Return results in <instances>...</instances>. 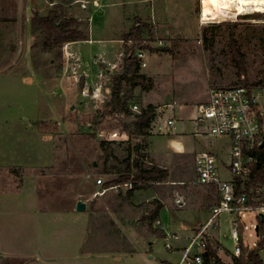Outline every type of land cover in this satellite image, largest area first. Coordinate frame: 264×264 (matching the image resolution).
Masks as SVG:
<instances>
[{
  "label": "rangeland",
  "instance_id": "obj_1",
  "mask_svg": "<svg viewBox=\"0 0 264 264\" xmlns=\"http://www.w3.org/2000/svg\"><path fill=\"white\" fill-rule=\"evenodd\" d=\"M50 8L48 0H0V131L2 158L9 163L0 182V247L17 250L15 242L32 234L26 226L33 223L41 243L38 254L52 259L45 264H177L181 253L167 245H187L217 203L215 189L195 183V156L212 151L228 161L224 140L197 135L195 107L207 101L214 87L238 86L241 80L256 85L264 78V13L239 14L233 7L203 19L202 0H80L66 15L91 14L94 41L69 49L66 43L58 58L45 48V37L31 28L34 13L45 16ZM136 25L146 26V35L142 41L126 42L121 58L116 39H124ZM232 34L244 55L241 78ZM125 46H135L136 56L143 52L146 66L141 71L152 80L150 89L142 94L137 90L139 108L155 106L159 123L175 120L172 129L155 133L151 127L145 137L131 142L117 119L91 125L110 100L111 77L122 70ZM138 142L148 162L168 170V181L136 190L130 201L124 190L96 195L97 179L108 181L118 173L107 174L106 161L112 165L116 156L125 170L124 160L136 157ZM150 147L156 159L148 156ZM171 180L183 182L169 184ZM179 198L182 205L176 202ZM78 201L87 204L85 212L74 210ZM155 201L163 209L153 226L165 232L164 238L154 237L143 219ZM32 205L42 210L34 217L27 213ZM236 219L225 212L219 228L212 229L221 264L234 263ZM240 221L243 246L256 248L257 214ZM172 234L183 239H171ZM259 255L264 264V248ZM3 260L26 264L16 257Z\"/></svg>",
  "mask_w": 264,
  "mask_h": 264
},
{
  "label": "built area",
  "instance_id": "obj_2",
  "mask_svg": "<svg viewBox=\"0 0 264 264\" xmlns=\"http://www.w3.org/2000/svg\"><path fill=\"white\" fill-rule=\"evenodd\" d=\"M137 57L141 67H145L143 52H139ZM132 111L139 113L141 109L135 104ZM194 120L199 127L197 135L219 138L227 143L228 161H223L212 151H201L195 156V183L215 189L217 203L212 207L206 223L201 224L189 239L177 264H212L206 258L208 246L214 239L212 229L219 228L218 219L225 212L238 216L232 223V238L235 242L232 256L240 258L243 250L241 218L249 213H256L260 222L254 228L259 241L263 237L261 223L264 224V182L251 185L250 178L253 166L259 163V150L264 149V146L261 147L264 142V85L214 87L210 89L207 101L197 106ZM174 125L173 119L159 123L156 118L152 128L155 133H162L172 129ZM112 136L117 138L119 133L114 132ZM226 174L231 175L232 179H225ZM106 182L102 177L97 179L96 184L100 190L96 195L102 196L108 191H129L134 186V183L129 182L107 188ZM176 202L183 204L180 198ZM171 238L178 239L177 236ZM167 249L173 251L170 244ZM233 264L240 263L234 261Z\"/></svg>",
  "mask_w": 264,
  "mask_h": 264
},
{
  "label": "trees",
  "instance_id": "obj_3",
  "mask_svg": "<svg viewBox=\"0 0 264 264\" xmlns=\"http://www.w3.org/2000/svg\"><path fill=\"white\" fill-rule=\"evenodd\" d=\"M51 8L47 11L45 16H41L39 12H35L31 20V28L33 32L40 33L45 37L44 46L49 53H56L58 58L62 57V47L66 43L80 42L88 40L85 30L81 28V23L78 20L70 19L66 15V7L72 1L70 0H48ZM235 27L236 25H232ZM146 35V26L136 25L131 32L125 35V43L128 41H142ZM125 56L121 72L114 74L111 77L110 100L107 103L104 112L98 113L91 124L92 127L102 124L107 117H112L120 121L122 130L129 137V142L136 138H143L151 129L153 122L158 117L157 108L153 105L141 107L139 113L133 112L132 107L137 103L139 98L136 93L137 90L142 92L151 88L152 80L144 73H142L140 61L137 59L135 46H125ZM232 54L236 62L240 78L245 75L244 55L237 48L236 41L232 34L231 44ZM84 80V79H83ZM84 82V81H82ZM264 85V78L258 83ZM240 85L249 86L247 80H241ZM257 85V84H256ZM140 94V96H141ZM142 142L135 144L134 151L136 157L134 159L127 158L124 160L126 164L125 170L120 166L123 161H120L116 156L112 165L106 161L104 170L107 174L112 171H118L117 176L108 180L105 184L107 188L114 185H121L132 182L134 186L127 192V200L130 201L133 193L136 190L143 189L152 185L153 183H165L168 181L169 172L167 169L148 162L147 155L141 154ZM105 148L106 153L113 155V150ZM259 163L253 166L250 178V184L255 185L264 182V149L259 150ZM148 163H151L149 165ZM131 203V202H130ZM163 205L159 201H155L151 206H147L144 211L143 219L148 222V229L150 233L157 238L166 237L165 232L160 228H154V223L160 219V213ZM94 217V216H92ZM108 217V216H107ZM109 218V217H108ZM110 219V218H109ZM110 222L115 226L114 220ZM115 232L119 233L120 237L127 240V238L120 232L119 228L115 227ZM95 231V230H94ZM99 229H96V233ZM90 235H94L90 229ZM261 233L263 237L254 249H249L243 246L240 258H234V261L240 264H263L259 252L264 248V224L261 223ZM127 251V249H124ZM133 252L132 248L129 250ZM208 263L221 264L217 249L210 243L206 254Z\"/></svg>",
  "mask_w": 264,
  "mask_h": 264
},
{
  "label": "crops",
  "instance_id": "obj_4",
  "mask_svg": "<svg viewBox=\"0 0 264 264\" xmlns=\"http://www.w3.org/2000/svg\"><path fill=\"white\" fill-rule=\"evenodd\" d=\"M79 1L80 0H74L73 2H71L70 4H68L66 8L74 6ZM98 5L100 7V4H98ZM82 9L84 10L86 8H83L82 7ZM71 10L72 9H70V10L66 9V12L70 11V12L73 13V10L72 11ZM84 12H86V11H83V13ZM81 16H84V17H79V18L78 17H74V19L75 20H80V21H83V20L85 21L86 26L84 25L85 23L84 24H81V28L83 30H85V33L87 34L88 40H86V41H80V42L68 43V49L71 48L74 45H77V44H81V43H91L92 41H94V40L91 39V31H90L91 30L90 29V22H91V18H92L91 17V14H89V13L86 14L85 13V15H81ZM117 38L118 39H116V41L118 42V44H120V48H121V58H122V55H123V46L125 44V41L123 40V38H122L121 35H120V37H117ZM77 57H79V56H77ZM99 63L100 64H103L102 62H99ZM85 77L86 76H84V78ZM198 105H200V104H198ZM198 105H196V107H195V116L194 117H196V114H197V106ZM193 121H195V120H193ZM1 133L2 132L0 131V172H1L0 173L1 174L0 182L5 179L4 176L2 175L3 168H6L5 170L7 171V168H8V165H9L8 161L5 160V162H4V160L2 158V135H1ZM149 155L152 157V159H156L155 158V153L151 150V147H150V149H148V156ZM32 177L34 178V176H32ZM6 179L7 180H5V181H8V178H6ZM25 179H26V177H23L22 180H24V182H22L21 187L25 186V182H26ZM181 182H183V181H180V180H176V181L175 180H171V181H169V184H175V183H181ZM99 188H98V191L100 190ZM208 188H210V187H208ZM124 191H126V190H124ZM121 192L122 191H120L119 193H121ZM126 192H128V191H126ZM27 207H28V209H30V210L27 211V213L29 215L32 214V217H34L33 215L35 214V212H37V211H40L41 212L42 211L40 208L37 207V205H32V209L29 206H27ZM212 207L210 208V211H211ZM74 210L76 211V207L74 208ZM159 222L161 224V221H159ZM26 228L32 230V234L29 237L19 238L17 240V242H15V245L18 246V249L17 250H13L12 248H9V249L8 248H5V249H3V247H0V249H1V251H0V264H3L4 263V260L3 259H5V258L6 259L7 258L10 259V258H13V257L21 258L23 260H26V264H45L46 262L52 260L50 257H41L38 254V250H40V248H41V243L38 240V238H36V236L34 235L35 224H33V223L32 224H28L26 226ZM38 228H39V226H38ZM197 229H195V231H197ZM172 236H176V234H172ZM171 239H174L176 241H179V240H182L183 238H181V239H179V238L178 239L171 238ZM184 239H186V237H184ZM188 239H190V238H188ZM186 246L187 245L181 244V242H180V243L176 244V246L174 247L173 251L176 250L177 252H180L182 254V252H183V250L185 249Z\"/></svg>",
  "mask_w": 264,
  "mask_h": 264
},
{
  "label": "bare ground",
  "instance_id": "obj_5",
  "mask_svg": "<svg viewBox=\"0 0 264 264\" xmlns=\"http://www.w3.org/2000/svg\"><path fill=\"white\" fill-rule=\"evenodd\" d=\"M233 7L239 14L248 10L264 13V0H202V18L219 17L222 11L232 10Z\"/></svg>",
  "mask_w": 264,
  "mask_h": 264
},
{
  "label": "water",
  "instance_id": "obj_6",
  "mask_svg": "<svg viewBox=\"0 0 264 264\" xmlns=\"http://www.w3.org/2000/svg\"><path fill=\"white\" fill-rule=\"evenodd\" d=\"M264 146V142L263 144L261 145V147ZM97 165V164H95ZM87 210V204L83 201H78L77 204H76V211L77 212H85Z\"/></svg>",
  "mask_w": 264,
  "mask_h": 264
}]
</instances>
